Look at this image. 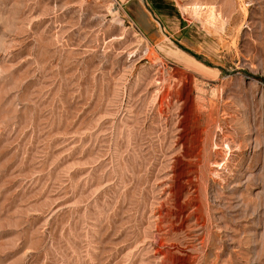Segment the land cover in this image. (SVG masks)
I'll use <instances>...</instances> for the list:
<instances>
[{
    "label": "rangeland",
    "instance_id": "1",
    "mask_svg": "<svg viewBox=\"0 0 264 264\" xmlns=\"http://www.w3.org/2000/svg\"><path fill=\"white\" fill-rule=\"evenodd\" d=\"M148 1L0 0V264H264V0Z\"/></svg>",
    "mask_w": 264,
    "mask_h": 264
},
{
    "label": "bare ground",
    "instance_id": "2",
    "mask_svg": "<svg viewBox=\"0 0 264 264\" xmlns=\"http://www.w3.org/2000/svg\"><path fill=\"white\" fill-rule=\"evenodd\" d=\"M205 4H206V3H205ZM212 5H213V4H212ZM214 6H215V5H214ZM214 6H213L212 8H214ZM204 8L206 9V7H204ZM212 8H211V9H212ZM185 9L188 10L187 8H185ZM193 9H194V7H193ZM196 11L199 12V13H198L199 15H203V14H202V8H201L200 6L196 7ZM219 12H220V11H219ZM204 16H205L206 21H211V20L213 19V13H212V12H209L208 14L205 13ZM146 47H147V46H146ZM151 50H153V49H151ZM148 51H149V48H148ZM146 53H147V52H146ZM150 54H151V51H150ZM147 55H148V54H147ZM151 55H152V54H151ZM155 56H156V55H155ZM157 56H158V55H157ZM157 56H156V57H157ZM158 57H159V56H158ZM161 60H162V59H161ZM152 61H153V60H152ZM157 63H158V62H157ZM160 92H161V91H160ZM171 96H172V93H171ZM185 118H186V117H185ZM194 123H195V122H194ZM193 125H195V124H193ZM199 125H200L199 123H197V125H195V127H196L195 129H196V130H198ZM185 127H186V126H185ZM181 128H182V127H181ZM183 128H184V127H183ZM184 131H185V130H184ZM187 132H188V131H187ZM199 132H200V131H199ZM193 133H194V132H193ZM182 134H183V133H182ZM184 134H186V133H184ZM195 134H198V131H196ZM199 134H200V133H199ZM189 135H190V133H189ZM197 136H198V135H197ZM179 139H180V141L183 140L182 142H184V140L187 139V138L185 137V135H181V136L179 137ZM189 140H190V138H189ZM192 140H196V141H198L196 136H194L193 139H191L190 141H192ZM178 142H179V141H178ZM186 142H187V140H186ZM194 142H195V141H194ZM198 142H199V141H198ZM189 143H190V142H189ZM197 144H198V143H197ZM186 145H187V144H185V146H186ZM190 145H191V144H190ZM193 145H194V144H193ZM193 145H192V146H193ZM182 146H183V144H182ZM194 146H195V145H194ZM194 146H193V147H194ZM196 146H197V145H196ZM186 148H187V147H186ZM195 149H196V148H195ZM194 151H195V150H194ZM176 158H178V157H176ZM177 160H178V159H177ZM172 167H173V166H172ZM193 168H194V167H193ZM190 169H191V168H190ZM192 170L194 171V169H192ZM192 170H190L189 172H191ZM179 171H180V170H179ZM175 172H176V171H175ZM177 172H178V171H177ZM189 172H188V173H189ZM184 173H185V172H184ZM184 173H181V171H180V174L177 173V176H178V175H182V174H184ZM188 173H187V174H188ZM185 174H186V173H185ZM175 176H176V175H175ZM182 177H183V176H182ZM189 180H190V179H189ZM187 182H189V181L187 180ZM190 184H192V183L190 182ZM190 198H191V197H190ZM196 199H197V198H196ZM196 199H195V200H196ZM191 202H192V201H191ZM195 202H196V201H195ZM195 202H194V203H195ZM188 203H189V202H188ZM186 205H188V204H186ZM193 205H194V204H193ZM187 207H189V206H187ZM170 210H171V209H170ZM184 210H186V209H184ZM171 211H172V210H171ZM194 213L201 214V207H200V206L196 207V208L194 209V211H193V214H194ZM166 214H167V213H166ZM190 216H191V215H190ZM190 216H189V217H190ZM214 220H215V219H214ZM195 221H196V220H195ZM216 221H217V220H216ZM197 223H199V218L197 219ZM186 224H187V223H186ZM215 224H216V223H215ZM217 225H218V224H217ZM202 236H203V235H202ZM200 237H201V236H200ZM200 242H201V241H200ZM210 249H211V248H210ZM218 256H220V255H217V257H218ZM215 263H216V262H215ZM231 264H232V263H231Z\"/></svg>",
    "mask_w": 264,
    "mask_h": 264
},
{
    "label": "crops",
    "instance_id": "3",
    "mask_svg": "<svg viewBox=\"0 0 264 264\" xmlns=\"http://www.w3.org/2000/svg\"><path fill=\"white\" fill-rule=\"evenodd\" d=\"M124 3H130L131 1H134V0H122ZM140 1H142V0H140ZM147 1V3L149 4V1L148 0H146ZM142 3V2H141ZM143 4V3H142ZM144 6V5H143Z\"/></svg>",
    "mask_w": 264,
    "mask_h": 264
}]
</instances>
